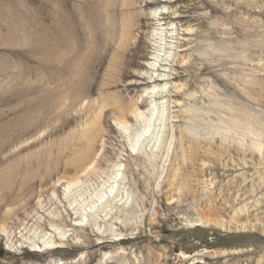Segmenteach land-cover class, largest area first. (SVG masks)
<instances>
[{
    "label": "rangeland",
    "instance_id": "374dc122",
    "mask_svg": "<svg viewBox=\"0 0 264 264\" xmlns=\"http://www.w3.org/2000/svg\"><path fill=\"white\" fill-rule=\"evenodd\" d=\"M0 264H264V0H0Z\"/></svg>",
    "mask_w": 264,
    "mask_h": 264
},
{
    "label": "bare ground",
    "instance_id": "6f19581e",
    "mask_svg": "<svg viewBox=\"0 0 264 264\" xmlns=\"http://www.w3.org/2000/svg\"><path fill=\"white\" fill-rule=\"evenodd\" d=\"M157 12V11H156ZM156 12L153 14V17H155L156 16ZM160 12H163V11H160ZM157 14H158V12H157ZM162 28V27H161ZM166 30V29H165ZM114 31V30H113ZM167 31H168V29H167ZM73 32V31H72ZM170 34V33H169ZM166 35H168V33L166 32V34L165 35H163V32H162V29H156L155 31H154V33H153V39L155 40V43H154V46L156 45H158L159 43H158V40L159 39H161L162 38V36H166ZM73 38V37H72ZM73 42V41H72ZM119 45H120V43H119ZM73 46H74V44L72 43V49H73ZM106 46H107V44H106ZM108 46H109V48H111V44L110 43H108ZM121 46V45H120ZM119 47V46H118ZM156 48H158V47H156ZM120 50H122V52H124V50H125V48H123V46H121V49ZM160 58V56L159 55H157V54H154L153 55V58L151 59V61H153L152 63H149V66H150V71H154L155 69H156V64L155 63H157V60ZM161 61H160V65L158 66V68H159V70L160 71H158V70H156V72L157 73H159V72H161V73H159V75H156L155 77H153V76H150L148 79L150 80V83H151V81L155 78V80L157 79L158 81H160V82H162L160 85H154V87L153 88H151L150 89V92L149 93H147V96L148 97H150V98H153L154 99V102L155 103H157L155 100H159V98H160V96L163 94V91L161 90L162 88H165L166 86H167V82H168V76L167 75H164L163 73H164V70H162V68H163V66L161 65V62H163L164 60L163 59H160ZM156 80V81H157ZM153 83L155 82L154 80L152 81ZM156 84V83H155ZM156 89V90H155ZM156 106H158V104L156 105ZM148 120L149 121H151L152 120V117L150 118H148ZM119 126L120 127H123V128H125L124 127V124H119ZM158 126H160V125H158ZM157 125H153V126H151V123H147L145 126H144V130H143V133H141V134H137V139H136V143H140V142H142V143H145V142H147L148 140H153L155 137H156V135H158V134H156L157 133V127H158ZM88 144H89V147H88V149L87 150H89V151H93L94 152V149H93V146L92 145H90V140H89V142H87ZM86 143V144H87ZM136 146V145H135ZM135 146H134V143H133V145H132V149H133V151H134V148H135ZM86 147V148H87ZM85 155V154H84ZM83 155V156H84ZM90 156H88L87 155V158L84 156V158H82L80 161H79V164H80V169L82 168V170L81 171H83V170H88L89 172H92V171H94V167L92 168V163H91V160H90ZM89 160V161H88ZM91 166V167H90ZM115 179H114V176H113V178H110L109 179V181L106 183L108 186H106V188H108V189H106V191L105 190H102L101 191V193L100 194H98V195H96V198H95V201H94V204L89 208V210H90V213H91V209H94L95 207H99L100 208V210H101V213L103 214L104 212H106V209H108L110 206L109 205H120V204H122L121 202H122V199H123V197L121 196V197H118V195H115V194H113L112 192H113V187H111V184H113V181H114ZM70 189V187L68 186V189H67V191ZM109 193H108V192ZM89 213V214H90ZM94 213V212H93ZM76 215H77V213H76ZM94 216V215H93ZM80 217V216H79ZM77 218V221H80L81 220V218ZM92 217V216H91ZM78 224H81V221L79 222V223H75V226L76 225H78ZM43 245H45L46 247H50V248H57V247H59L58 246V243L57 242H53V241H49V242H44L43 243ZM38 248H40V247H38Z\"/></svg>",
    "mask_w": 264,
    "mask_h": 264
}]
</instances>
